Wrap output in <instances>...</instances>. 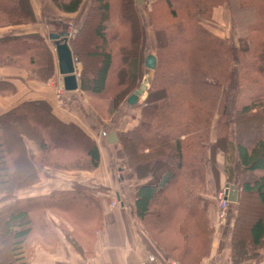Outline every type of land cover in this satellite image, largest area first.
I'll return each mask as SVG.
<instances>
[{"label":"trees","instance_id":"16d2710c","mask_svg":"<svg viewBox=\"0 0 264 264\" xmlns=\"http://www.w3.org/2000/svg\"><path fill=\"white\" fill-rule=\"evenodd\" d=\"M49 1L60 13L74 15L86 0ZM138 1L89 0L81 28L69 38L74 56L93 65L91 74L83 67L80 76V91L101 102L91 112L112 121L131 177L145 182L136 191L137 216L172 259L199 264L214 239L217 214L207 179L218 177L221 152L228 182L239 175L237 215L223 238L234 262H259L264 257V0H158L169 17L157 22L153 6L149 27ZM220 9H227L236 36L214 28ZM35 21L30 0H0V27ZM149 55L156 56L157 68L147 97L131 106L127 99L141 87ZM6 67L44 84L57 71L54 52L40 33L0 38V68ZM16 93L12 83L0 81L2 97ZM124 108L128 111L120 116ZM136 108L138 124L119 129ZM102 129L110 134L107 125ZM28 142L40 151L36 161ZM100 165L96 141L78 124L59 118L48 101H25L0 114V264H28L35 241L56 244L48 214L68 244L91 255L104 224L95 189L74 184L44 196L18 194L40 182L39 168L84 172Z\"/></svg>","mask_w":264,"mask_h":264},{"label":"crops","instance_id":"0c3cea01","mask_svg":"<svg viewBox=\"0 0 264 264\" xmlns=\"http://www.w3.org/2000/svg\"><path fill=\"white\" fill-rule=\"evenodd\" d=\"M30 1L36 21L34 23L0 27V38L40 33L46 38L54 52L57 66L56 76L52 81L44 84L34 80H26L27 73L24 70L8 67L0 68V81L12 83L17 89L15 95L8 97L0 95V114L25 101H48L53 107V112L59 118L68 123L78 124L96 141L101 152V165L95 171L84 172L39 168L40 182L32 188L20 192L18 198L49 195L52 191L70 190L74 184H81L95 189V193L101 198L104 224L92 244V254L82 256L66 242L62 232L57 228L58 224L52 226L50 215H46L47 224L58 240L53 247L35 241L28 264H181L172 259L166 250L150 238L146 227L137 216L135 209L136 191L137 187L145 182H138L131 177L128 158L120 149L119 138L114 143H110V135H105L102 129V126L107 122L104 121L101 124L91 110L89 113H85L78 104L73 102V99L78 96H84V93L80 90L75 92L64 91L62 96L68 95L71 96L68 98L72 99H68L67 102L60 101L57 94L58 87H61V85L63 87V77L59 73L55 44L50 36L65 32L63 29L66 28L70 33L80 29L89 0H86L81 10L74 15L60 13L49 0ZM148 1L151 5L158 0ZM216 12L217 19L222 18L224 15L229 23L227 9H220ZM77 92H80L79 95H77ZM146 97L144 95L142 98L146 99ZM88 100V98L84 99L85 102H88ZM143 103L141 101L139 105ZM133 114V116L124 117L118 128L129 130L135 127L140 118V110L136 108ZM213 134L215 135V129ZM28 150L30 156L36 161L40 155L38 147L28 142ZM217 161L218 177L215 178L210 175L207 179L210 194L226 189L229 185L225 174L223 153H218ZM56 218L53 217V221L56 222ZM56 223H59V220ZM229 254V241L223 238V232L216 230L211 251L199 264H264V257L259 262H234Z\"/></svg>","mask_w":264,"mask_h":264},{"label":"rangeland","instance_id":"374dc122","mask_svg":"<svg viewBox=\"0 0 264 264\" xmlns=\"http://www.w3.org/2000/svg\"><path fill=\"white\" fill-rule=\"evenodd\" d=\"M140 1V0H139ZM139 1H138V7H139V11H140V13H141V15L143 16V18H144V20H145V25L146 26H148L149 27V12L152 10L151 8L153 7L154 8V19L157 21V22H159V21H164V20H166V19H168V17H169V15H168V10L166 9V5L165 6H163V5H158V4H156L157 2H154V3H152L151 5H149V1L148 0H142V2L141 3H139ZM218 24L219 25H217V27H215L214 26V28L219 32H221L222 34H225V35H232V36H236L237 35V31H235V30H233V28L231 27V25L228 23V21H227V19H226V17L223 15V17L222 18H219L218 19ZM148 32H150V30L148 31ZM69 38H70V34H69ZM90 49H92L93 50V47H90ZM147 58V57H146ZM146 60V59H145ZM91 62H90V60L88 59V58H86L85 57V62H83V63H79L78 64V66H76V68H77V74H78V78H79V80H80V76H81V72L83 71V67L84 68H86L87 67V69H89V74H91V72L93 71V65H92V63L90 64ZM147 71H146V74H145V76H144V78H143V80H142V85H141V87L144 85V84H146L147 85V87L149 88L150 87V83H151V80H152V78H153V71H151V70H148V69H146ZM91 71V72H90ZM62 86V85H61ZM141 87L138 89V90H140L141 89ZM60 89V86L58 87V90ZM78 94L77 95H79V93L80 92H77ZM57 94H58V91H57ZM64 95V94H63ZM70 95V94H69ZM72 95H74V94H72ZM145 95V97L147 96V94H144ZM59 96V95H58ZM60 97V101H66L67 102V100L68 99H70V100H72L71 98H68V97H71V96H68V95H66L65 97L64 96H59ZM85 98H88L89 100H88V102H85L84 101V99ZM142 102H144L145 101V98H142V100H141ZM73 102L75 103V104H78V106L79 107H81L82 109H83V111L84 112H86V113H89L90 112V110L91 109H93V107L95 106V108H96V106L97 107H101L100 106V104H101V102L100 101H98L97 99H91L90 97H88L87 95H85L84 94V96H78L77 98H75V99H73ZM128 110L126 109V108H124L122 111H121V113H120V116H122L123 115V113H126ZM132 114H133V112H132ZM131 114V115H132ZM96 115V117H97V119H98V121H100L101 122V124L102 123H104V121H106L107 122V124H105V125H107V127L109 128V130H107V131H110V134H112V133H116V131H114V129H115V126H114V124H112V121L111 120H103V119H101V117H100V115L101 114H95ZM134 115V114H133ZM132 115V116H133ZM106 118V117H105ZM117 119H119V118H117ZM122 119V118H121ZM121 119H119V121L121 120ZM103 120V121H102ZM110 134H108V135H110ZM117 134V133H116ZM251 136L253 137V136H255V134H254V132H253V134H251ZM118 142H119V140H118ZM238 174H237V176L233 179V182L230 184L229 183V185H228V187H226V189L227 188H229L230 186H235V184H237L238 183V181H239V179H238ZM225 189H223V190H221V191H216L215 192V194H213V193H209V196L211 197L210 198V200H211V206H212V211L214 212V213H216L217 214V210H218V195L222 192V191H224ZM252 200L254 201V199L252 198ZM255 205H256V203H255V201L253 202ZM237 215V209L233 206V204H231V206H230V209H229V220H228V225H226V226H223V227H215V229H214V231L216 232V230H218V231H220L221 233L223 232H225V230H227L228 228H230V227H232L233 226V224H234V219H235V216ZM57 219V218H56ZM57 221H58V219H57ZM56 221V222H57ZM52 226H53V224H52ZM215 232H214V235H215ZM213 243V242H212ZM230 255V254H229Z\"/></svg>","mask_w":264,"mask_h":264},{"label":"water","instance_id":"95a60500","mask_svg":"<svg viewBox=\"0 0 264 264\" xmlns=\"http://www.w3.org/2000/svg\"><path fill=\"white\" fill-rule=\"evenodd\" d=\"M142 0L139 1L141 3ZM50 39L55 44V49L58 58V69L60 75L63 77V87L66 92H75L80 90V80L77 74L76 66L80 63V60L74 56L73 51L69 45L68 32L55 33L50 36ZM145 67L148 70L155 71L157 68V58L154 55L147 56L145 60ZM148 87L144 84L140 90L135 91L128 99L127 103L131 106H136L141 102V98L144 94H147ZM118 140L116 133H112L109 136L110 143H114ZM228 199L231 203L236 204L238 202L239 192L235 186H230L226 190Z\"/></svg>","mask_w":264,"mask_h":264},{"label":"built area","instance_id":"2783aa9c","mask_svg":"<svg viewBox=\"0 0 264 264\" xmlns=\"http://www.w3.org/2000/svg\"><path fill=\"white\" fill-rule=\"evenodd\" d=\"M64 93V89L61 86L58 90V95L61 96ZM231 202L228 199V195L226 194V190L222 191L218 195V210H217V221H216V227H223L228 225L229 220V209L231 206ZM144 264V263H140ZM177 264V263H175Z\"/></svg>","mask_w":264,"mask_h":264}]
</instances>
